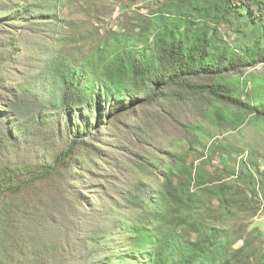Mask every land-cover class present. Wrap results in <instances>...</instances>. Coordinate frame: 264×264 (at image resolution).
I'll return each mask as SVG.
<instances>
[{
    "label": "trees",
    "instance_id": "16d2710c",
    "mask_svg": "<svg viewBox=\"0 0 264 264\" xmlns=\"http://www.w3.org/2000/svg\"><path fill=\"white\" fill-rule=\"evenodd\" d=\"M65 2L0 0V264H264L244 161L230 180L200 174L161 142L168 124L198 142L210 109L227 128L264 122L248 71L264 65V0H154L137 35L88 46L67 45Z\"/></svg>",
    "mask_w": 264,
    "mask_h": 264
},
{
    "label": "rangeland",
    "instance_id": "374dc122",
    "mask_svg": "<svg viewBox=\"0 0 264 264\" xmlns=\"http://www.w3.org/2000/svg\"><path fill=\"white\" fill-rule=\"evenodd\" d=\"M155 9L154 0H66L61 16L66 24L64 35L68 39L67 45L88 46L89 42H94L96 34L106 35L114 30H125L128 35H137L136 31L148 23ZM251 70L257 77L263 78L261 81L264 84V65L259 64L255 69L248 71ZM253 86L254 84L248 80L247 88L251 90ZM187 109V107H177L175 114L180 113L181 118L194 119L192 112ZM156 111V107L138 108L124 121L145 120ZM196 124L199 126L196 130L199 141L195 143L189 141L183 130H173L172 124H168L167 129L170 134L164 135L161 140L166 150L178 154L185 153L187 162L192 164L194 170L200 166L198 168L200 174L216 173L227 180L235 176L230 172L234 170L236 173L243 160L247 169L256 178V188L264 197V122L253 121L248 117L245 123L238 128H227L217 124L214 109H210L207 117H197ZM137 176L158 191L161 189L162 178L160 176L146 177L140 174ZM204 202L210 208L213 206L212 209L218 206L216 200L205 199ZM263 209L264 204L250 219L247 226L250 234L254 230H259L258 233L264 235V217L260 214ZM129 213L132 216L135 210L130 209ZM242 217L243 214L238 212L232 221L225 222L222 226L235 228ZM209 223L216 225L213 219H210ZM120 242L122 240H118L119 245ZM240 244L241 241L236 246ZM254 244L256 243H252L253 246ZM261 244L264 246V243Z\"/></svg>",
    "mask_w": 264,
    "mask_h": 264
},
{
    "label": "built area",
    "instance_id": "2783aa9c",
    "mask_svg": "<svg viewBox=\"0 0 264 264\" xmlns=\"http://www.w3.org/2000/svg\"><path fill=\"white\" fill-rule=\"evenodd\" d=\"M258 195H259V198H260V199H263V200H264V197H262V194H260V192H259V194H258ZM260 214H262V215H263V217H264V211H263V212H260Z\"/></svg>",
    "mask_w": 264,
    "mask_h": 264
},
{
    "label": "bare ground",
    "instance_id": "6f19581e",
    "mask_svg": "<svg viewBox=\"0 0 264 264\" xmlns=\"http://www.w3.org/2000/svg\"><path fill=\"white\" fill-rule=\"evenodd\" d=\"M260 201H261V204H260V209H261V207H263L264 200H263V199H260ZM258 211H259V210H258ZM263 211H264V209H263Z\"/></svg>",
    "mask_w": 264,
    "mask_h": 264
}]
</instances>
